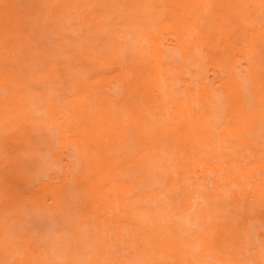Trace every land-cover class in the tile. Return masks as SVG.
Masks as SVG:
<instances>
[{
  "label": "bare ground",
  "instance_id": "obj_1",
  "mask_svg": "<svg viewBox=\"0 0 264 264\" xmlns=\"http://www.w3.org/2000/svg\"><path fill=\"white\" fill-rule=\"evenodd\" d=\"M52 35L95 47L53 64ZM162 193L173 228L131 234ZM110 234L140 262L264 264V0H0V264H100Z\"/></svg>",
  "mask_w": 264,
  "mask_h": 264
},
{
  "label": "rangeland",
  "instance_id": "obj_2",
  "mask_svg": "<svg viewBox=\"0 0 264 264\" xmlns=\"http://www.w3.org/2000/svg\"><path fill=\"white\" fill-rule=\"evenodd\" d=\"M52 36H54V38L51 37L48 40L46 39L47 41H45V39L42 38L41 41H43V39H44L43 42H41V43H38L37 42L35 44V46H34L33 53H34V55L36 57H38L40 59H44L45 61H48V62L53 63V64H58L59 62L68 61L70 59V57H71V55H72V53H73L74 50H83L86 46H94V40H92V39H89V40H87V39H83L82 40L81 39L80 40V38H78V37H76L74 35L73 36H70V35H61L63 38L62 37L60 38V37H58L56 35H52ZM57 38H59V39H57ZM110 41L111 40H109V42ZM113 41L114 40H112V42ZM104 42L105 41H103L102 43H104ZM171 52H172V50H171ZM171 52H170V54H171ZM36 69H38V67H37V65L34 64V70H36ZM30 86L36 92V94L39 95L38 102L37 101H34V108H33V112H34L35 109H36V107H37V105H38V103H43L44 102L43 101V94L45 92V89L43 88V86H41L39 84H36L34 82H31ZM4 89L5 90H8L9 88H7V87L4 86ZM45 134L46 133H44V131H43V133L39 131L36 134L35 140L39 144L38 148L36 147L37 148L35 150L36 153L33 152V150H32V151H30L31 154H32L31 156L27 154L28 155V158L26 157L27 159H25V158H24V160L22 159L23 160V164L28 169H32L33 171L42 170L43 167H44V165H45V163H46V162H44L45 161V155H44V151H43L44 149H42L43 148V145H44V142L46 140V137H47V134L46 135ZM26 144H28V143L25 142V145ZM28 146H29V144H28ZM30 152H29V154H30ZM61 172H63V170ZM143 186H146V184L143 183ZM177 196H178V194H175V197H177ZM68 201L70 203V198H69ZM73 201H74V199H73ZM69 203H67V204L65 203V205H66L65 207H68L67 205H69ZM71 203L73 204L72 205L73 208H75L76 201H74V203L73 202H71ZM149 208L150 209H149V212L148 213H144L143 212V213L139 214L137 216V220L131 221L128 224L129 231L131 232V234H134V232L139 231V229H140V231H143V232L140 233L141 234V237L143 235L142 239L143 238L149 239L148 238V235L151 234V232H148V231L145 232L144 231V230H146V229H144L145 226L142 227L143 225H146V228L147 229L148 228L150 229V226H152L153 220H150L148 218V214L153 215V217L157 220L156 222L163 224L168 229H172L173 228V224L175 222V217L174 216H171V214L172 215H175L176 210H178V206L175 205V204H173V203H171L168 200L167 195L166 194H163V193L161 194L160 199L157 202V204H153L152 203L149 206ZM70 213L71 212L68 213L69 214V218L71 216ZM73 215H74V213H72V216H71L72 219H74ZM43 216H45V215H43ZM40 217H34L35 219H33V220H34V223L35 224H41V225L39 227H37V228H32L31 230L32 231H35L37 233H45V232L49 231L50 228L52 227L51 220L49 218H46L47 216H45V218H43V217L40 218ZM165 222H167V223H165ZM140 227H142L144 230L143 229L141 230ZM18 231H19V228L18 227H14V231H13L12 236H11V239L13 240L11 242V246H13V247L17 246V243H16L17 240H19L21 238L24 239L26 237V232L25 233H18ZM144 235L146 237H144ZM112 236H113V234H110L109 237H108V240L106 242V245L109 244V250L104 254L103 260L100 262V264H121V263H119L120 260H122L123 263H124V261H126V263H124V264H129V262L127 263V261H129L128 259L130 258V256L132 254H133L132 257H131L132 259L130 258L131 259V261H130L131 264H152L153 263V262L151 263L152 260H150V258L149 259L147 258L149 262L147 261V259L145 260L144 258H142L141 259V262H140V257L139 256L143 257L142 256L143 250L142 251L141 250H138V247H139V249L140 248L141 249H144L143 246H140V245L142 243L144 244V242L146 241L145 239L143 240L144 242H142L140 244V241L142 239H140L139 242L136 241V240L134 242V241H130L129 238H127V237H123L122 238L123 241L121 242V246L119 248H116L112 244V240H111V237ZM126 246H129V250L127 248L125 249ZM130 248H132V249H130ZM136 248H137V250H136ZM138 251H141V253L139 252V254H141L139 256H138V254L136 255V253ZM125 255L129 256V258L126 256L128 258L127 259L125 257ZM64 257L65 258L68 257V261L69 260L70 261L72 260L70 262L72 264H91L90 262H93L94 261L91 258H89V259L88 258H84V257L83 258H78L77 256L73 257L72 255H70V256L67 255V256H64ZM60 259H61V257H60ZM62 261H63V258L61 259V263H62ZM65 261H67V260H65ZM93 264H96V263L93 262Z\"/></svg>",
  "mask_w": 264,
  "mask_h": 264
}]
</instances>
